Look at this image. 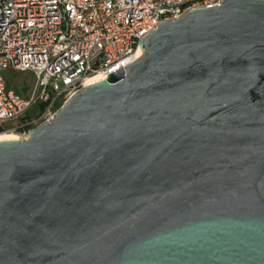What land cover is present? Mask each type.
I'll use <instances>...</instances> for the list:
<instances>
[{
  "label": "water",
  "instance_id": "obj_1",
  "mask_svg": "<svg viewBox=\"0 0 264 264\" xmlns=\"http://www.w3.org/2000/svg\"><path fill=\"white\" fill-rule=\"evenodd\" d=\"M141 45L0 140V264H264V0Z\"/></svg>",
  "mask_w": 264,
  "mask_h": 264
},
{
  "label": "built area",
  "instance_id": "obj_2",
  "mask_svg": "<svg viewBox=\"0 0 264 264\" xmlns=\"http://www.w3.org/2000/svg\"><path fill=\"white\" fill-rule=\"evenodd\" d=\"M221 0H0V128L29 138L88 79L134 62L141 41L163 22ZM31 71L32 96L8 72ZM35 105V108H34ZM16 126H7L10 120Z\"/></svg>",
  "mask_w": 264,
  "mask_h": 264
},
{
  "label": "rangeland",
  "instance_id": "obj_3",
  "mask_svg": "<svg viewBox=\"0 0 264 264\" xmlns=\"http://www.w3.org/2000/svg\"><path fill=\"white\" fill-rule=\"evenodd\" d=\"M9 75V86L13 88L18 96L22 99H28L32 96L33 83H34V75L31 71H23V72H8ZM35 108V105H34ZM19 123V120H10L6 122L7 126H16ZM0 133H13L15 132L9 130H2Z\"/></svg>",
  "mask_w": 264,
  "mask_h": 264
},
{
  "label": "bare ground",
  "instance_id": "obj_4",
  "mask_svg": "<svg viewBox=\"0 0 264 264\" xmlns=\"http://www.w3.org/2000/svg\"><path fill=\"white\" fill-rule=\"evenodd\" d=\"M145 52V49L141 46L138 50L137 56L140 57L143 55V53ZM103 78L102 75H95L93 77H90L88 79V84H91L93 82H96L98 80H101ZM13 138H21L18 134H13V133H5V134H1L0 133V140L1 139H13Z\"/></svg>",
  "mask_w": 264,
  "mask_h": 264
},
{
  "label": "trees",
  "instance_id": "obj_5",
  "mask_svg": "<svg viewBox=\"0 0 264 264\" xmlns=\"http://www.w3.org/2000/svg\"><path fill=\"white\" fill-rule=\"evenodd\" d=\"M0 131H2V128H0Z\"/></svg>",
  "mask_w": 264,
  "mask_h": 264
}]
</instances>
